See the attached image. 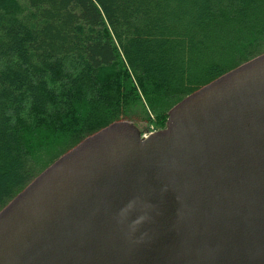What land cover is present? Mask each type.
<instances>
[{"label":"water","instance_id":"water-1","mask_svg":"<svg viewBox=\"0 0 264 264\" xmlns=\"http://www.w3.org/2000/svg\"><path fill=\"white\" fill-rule=\"evenodd\" d=\"M0 264H264V51L56 156L0 207Z\"/></svg>","mask_w":264,"mask_h":264},{"label":"trees","instance_id":"trees-1","mask_svg":"<svg viewBox=\"0 0 264 264\" xmlns=\"http://www.w3.org/2000/svg\"><path fill=\"white\" fill-rule=\"evenodd\" d=\"M263 51L264 0H0V207L85 135L162 126Z\"/></svg>","mask_w":264,"mask_h":264},{"label":"rangeland","instance_id":"rangeland-1","mask_svg":"<svg viewBox=\"0 0 264 264\" xmlns=\"http://www.w3.org/2000/svg\"><path fill=\"white\" fill-rule=\"evenodd\" d=\"M130 120V119H129ZM130 121H133L137 127L139 128L140 130V134H147V133H151L152 131L158 129V128H161L162 126H155L153 125L152 123H146V120L144 119H133V120H130ZM147 124V125H146Z\"/></svg>","mask_w":264,"mask_h":264},{"label":"built area","instance_id":"built-area-1","mask_svg":"<svg viewBox=\"0 0 264 264\" xmlns=\"http://www.w3.org/2000/svg\"><path fill=\"white\" fill-rule=\"evenodd\" d=\"M148 134V133H147ZM147 134H142L143 136L147 135Z\"/></svg>","mask_w":264,"mask_h":264}]
</instances>
